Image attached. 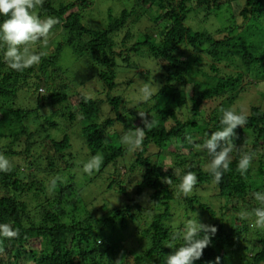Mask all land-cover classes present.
Returning a JSON list of instances; mask_svg holds the SVG:
<instances>
[{"label":"trees","instance_id":"1","mask_svg":"<svg viewBox=\"0 0 264 264\" xmlns=\"http://www.w3.org/2000/svg\"><path fill=\"white\" fill-rule=\"evenodd\" d=\"M231 1L239 9L235 14L230 11L232 24L223 27L221 36L187 25L189 5L206 8L207 17L224 6L229 11ZM128 2L117 16L108 13L104 28L92 29L81 16L91 0H59L58 5L43 0L35 12L42 19L59 20L50 31L59 33L54 36L59 41L53 54H43L39 64L22 72L8 67L3 59L6 46L0 45V154L15 159L9 171L0 172V226L17 232L11 238L0 235V264H165L173 251L166 245L182 243L171 237L184 225L173 227L169 219L173 206L181 203L193 213L208 214L217 229L195 264H216L217 257L219 264H264V227L250 230L249 218L240 217L244 212L256 221L254 210L262 206L256 193H264V107L253 105L244 113L247 123L234 130L230 170L219 183L204 167L211 157L202 147L207 134L220 130L222 110L233 108L246 82L264 80V0ZM131 18L154 25L137 40L130 30ZM66 45L85 62V70L76 72L82 76L79 84L92 78L101 85L96 97L80 90L74 100L54 83L57 71L69 73L57 64ZM188 47L196 52L185 55ZM143 50L159 67L155 76L159 88L145 110L140 105L128 107L122 95H110L117 86L118 61L131 69L128 56ZM27 89L36 103L28 111L16 106L20 92ZM71 103L75 109L67 111ZM104 104L109 110L102 118ZM38 108L50 110V115L37 118ZM144 119L157 124L145 130L141 148L126 164L124 158L131 151L121 138L144 127ZM58 121L80 123L87 162L103 155L99 170L88 174L76 167L70 136L54 133L61 128ZM27 122L39 126L32 132ZM243 153L253 154L255 172L250 166L244 174L239 171ZM76 170L83 176L82 185L73 180ZM187 171L198 180L185 196L179 184ZM101 184L105 188L98 190ZM202 190L221 201V219L202 199ZM124 236H130L134 246H126Z\"/></svg>","mask_w":264,"mask_h":264},{"label":"rangeland","instance_id":"2","mask_svg":"<svg viewBox=\"0 0 264 264\" xmlns=\"http://www.w3.org/2000/svg\"><path fill=\"white\" fill-rule=\"evenodd\" d=\"M59 0H54L55 5H58ZM62 2H70L72 0H61ZM92 4L90 7L85 8L81 11L82 16V22L91 27L92 29H100L104 28L106 24L108 23V13L110 12L112 16H117V14L125 7H128L129 2L128 0H91ZM239 9V5L236 1H231L229 6V11H227V6H224V8L219 11L217 14L211 12L207 17H204V15L207 13L206 8H197L193 5H189L188 12L186 13V23L189 25L193 30L200 31V30H206L210 32L213 35L221 36L220 32L222 33L223 27L230 26L232 24V18H230V11L235 14ZM134 19L131 18L130 22H132ZM133 25L131 26L130 30L134 34V38L137 40H140L144 34L148 33L150 29L148 30V27L152 28L153 23L149 22L147 19H142L140 21H133ZM52 32V31H51ZM59 33L53 34L49 33V36L47 37L46 42L44 40L38 41L33 47L37 52H42L44 55H50L53 54V51L56 47V43L59 41L58 39H55L54 36L58 35ZM223 34V33H222ZM156 36V33H154ZM208 44H204L203 46H207ZM201 46L197 51H199ZM194 51L191 47H188L186 51H184V54L187 55ZM130 57V58H129ZM76 57L73 50L69 46L63 47L61 50V53L58 58V66L62 69H68L67 75L59 74L57 71L54 78V83L60 84L62 89L67 90L69 97H72L74 100H76L75 93L82 90L85 93H89L91 96L88 97H96V93L101 90V85L97 82H95L94 79L90 78L87 79L84 83L79 84L80 80L82 79V76L80 74L77 75L76 72L78 71H84L86 68L85 62L82 61V58ZM127 62L132 65L131 69H125L124 66H126L125 62H122L121 60L118 61L116 64L115 70H116V84L117 86L110 92V95H122L125 100H127V106L131 107L135 105H140L143 110L147 109L148 106L152 103V101L148 100L146 103L139 99L141 93L139 91L140 88H142L145 84H148L151 86L152 92H156L159 88V82L156 81V74L157 69L159 68L157 64L155 63L154 59L151 58L145 50L132 55L128 56ZM59 74V75H58ZM57 75V76H56ZM81 76V77H80ZM80 77V78H78ZM129 80V84L128 83ZM246 88L244 87V90L240 93V95L235 100V104L233 105V108L238 112L248 113L249 109L253 106H260L264 107V80L258 81L253 79H250V83L248 84L246 82ZM41 91H43V87H41ZM102 97L105 98L106 91L104 89L102 90ZM38 92H40V88L38 89ZM37 95V94H35ZM101 98V96L99 97ZM73 102V101H72ZM35 97L31 90L27 89L25 91L20 92V95L17 98L16 106L20 107L25 110H33L35 105ZM75 104L71 103V109L67 108V111H72L75 109ZM38 113L35 112V116L37 118H46L50 115V110L38 108ZM36 109V111L38 110ZM109 107L107 104H104L102 106V111L100 112V117L107 116L106 113L108 112ZM183 116L185 117L184 113L186 112L185 109H182ZM68 115V112L66 113ZM205 116V115H204ZM30 118V116H29ZM59 126L61 127L60 130L54 131L56 134H63L66 133L70 136L72 147L71 151L74 154V163L76 167L81 168L85 163H87V148L84 145V140L82 137V134H80V123H77L75 121L74 123L70 121L62 122L58 121ZM32 122H27L26 126H28L30 131H35V125L39 126L38 123H34L33 125H30ZM32 129V130H31ZM119 133H122L123 130L121 127L118 129ZM125 135V134H124ZM123 135V136H124ZM150 151L153 153H157L158 150L155 148H150ZM130 152V151H129ZM169 158V157H168ZM167 158V159H168ZM132 159L134 160V156L131 152V154L127 155L124 158V162L126 164H129ZM169 160V159H168ZM9 164L14 163V158H8ZM204 165V164H203ZM204 167H208V164L205 163ZM257 167V163H251L250 164V172H255ZM34 170V167H24V170ZM75 173V174H74ZM74 177L73 180L75 184L82 185L83 184V176L82 174L76 170L74 171ZM98 182V181H97ZM94 184H91L92 189L94 191H97L96 187L93 186ZM101 188L98 190L104 189L105 184H101ZM201 193L203 194L204 191L202 190ZM106 197L108 194L105 195ZM202 199L206 201L209 206H211L213 209L216 210V218L219 220L221 219L219 213L221 209V201L217 198H214L213 196H210L209 194L202 195ZM145 201V200H144ZM184 203H181L180 205L173 206V209L171 211L170 225L173 227L179 226L181 223L184 225L186 220L188 218H195L197 217L198 222L204 225H210L211 220L208 217V214L205 212H201L200 210L195 211L194 213L190 210H187ZM249 218V227L250 230H255L256 224L253 219H250V216H247ZM225 220L229 219V216L223 217ZM179 227L182 228V225ZM249 238H251V234H249ZM123 241L126 246H134L132 239L130 236H124ZM257 250H254L256 252ZM253 254V253H252ZM249 256H246V259H249Z\"/></svg>","mask_w":264,"mask_h":264},{"label":"clouds","instance_id":"3","mask_svg":"<svg viewBox=\"0 0 264 264\" xmlns=\"http://www.w3.org/2000/svg\"><path fill=\"white\" fill-rule=\"evenodd\" d=\"M43 0H0V45L6 46L3 52V59L8 67L17 72L37 65L41 62L43 53L37 52L34 45L41 40L46 42L50 31L54 25L59 23L55 17L48 16L40 18L35 12L37 6L42 5ZM42 89L40 88V91ZM140 100L147 102L152 96L151 86L145 84L139 89ZM42 92V91H41ZM144 117L143 113H139ZM247 123V115L243 112H237L234 108L222 110L220 119V130L214 131L203 141L202 147L207 150L211 160L207 171L213 176L214 181L219 183L222 176L230 170L233 144L230 143L231 137L237 126H243ZM155 119H144V127H136L132 132L125 134L121 139L127 146L128 151L135 152L140 149L144 138L145 130L155 127ZM253 154L243 153L238 162V169L241 174L247 172ZM103 163V155L93 156L91 160L83 165V171L90 174L94 170H99ZM10 170L8 159L0 154V172ZM176 170L174 174H177ZM198 177L191 171H187L181 178L179 191L187 196L193 187L197 184ZM55 185V180L52 181ZM256 199L261 201V207L254 210L256 217V226L264 227V193H256ZM241 219L247 217V213L240 214ZM217 229L214 225H204L198 222L197 217L188 218L184 223L183 229L179 233H174L171 241H182L177 244L169 242L166 246L173 251L167 256L165 264H195L199 260L203 251L212 242V237ZM0 235L5 237H14L16 231L10 230L7 225L0 226ZM219 257L216 258V264H219Z\"/></svg>","mask_w":264,"mask_h":264}]
</instances>
